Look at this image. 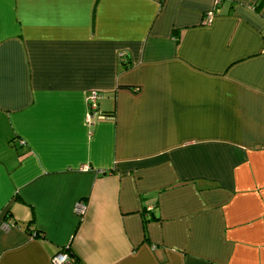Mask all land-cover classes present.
Masks as SVG:
<instances>
[{"label": "crops", "instance_id": "0c3cea01", "mask_svg": "<svg viewBox=\"0 0 264 264\" xmlns=\"http://www.w3.org/2000/svg\"><path fill=\"white\" fill-rule=\"evenodd\" d=\"M63 247L264 264V0H0V264Z\"/></svg>", "mask_w": 264, "mask_h": 264}, {"label": "built area", "instance_id": "2783aa9c", "mask_svg": "<svg viewBox=\"0 0 264 264\" xmlns=\"http://www.w3.org/2000/svg\"><path fill=\"white\" fill-rule=\"evenodd\" d=\"M213 15V11H207L205 13V19L208 20ZM122 53L119 54V56L122 57ZM100 94L97 90H90L87 93L86 101H87V107H88V116L96 113V107H97V100L99 98ZM76 210L79 214L82 213L84 210V205L79 202L76 206ZM6 225H9V223H6ZM51 264H70L69 257L65 251H57L50 257Z\"/></svg>", "mask_w": 264, "mask_h": 264}, {"label": "trees", "instance_id": "16d2710c", "mask_svg": "<svg viewBox=\"0 0 264 264\" xmlns=\"http://www.w3.org/2000/svg\"><path fill=\"white\" fill-rule=\"evenodd\" d=\"M124 63H126V61H124ZM8 214H4V218L7 217ZM27 232H29V234L33 235V236H39L41 233L38 230L35 231H28L27 227L24 228ZM61 251H65L69 257V261L70 264H82L79 260V258L73 253V251H71L68 247H63L62 249H60Z\"/></svg>", "mask_w": 264, "mask_h": 264}]
</instances>
